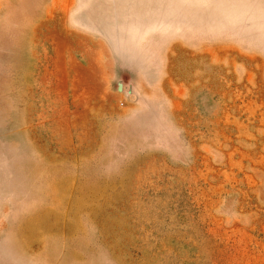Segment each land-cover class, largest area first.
<instances>
[{
    "label": "rangeland",
    "instance_id": "1",
    "mask_svg": "<svg viewBox=\"0 0 264 264\" xmlns=\"http://www.w3.org/2000/svg\"><path fill=\"white\" fill-rule=\"evenodd\" d=\"M51 4L0 0V264H264V0Z\"/></svg>",
    "mask_w": 264,
    "mask_h": 264
},
{
    "label": "crops",
    "instance_id": "2",
    "mask_svg": "<svg viewBox=\"0 0 264 264\" xmlns=\"http://www.w3.org/2000/svg\"><path fill=\"white\" fill-rule=\"evenodd\" d=\"M5 2H9V1H12V0H4ZM50 2L52 3L51 4V7L53 8V3H54V0H50ZM120 67H122V66H120ZM119 67V78L121 79V80H124V79H126V77H128L129 75H127L128 74V71L129 72H133L134 73V71L133 70H131V69H127V68H123V70H121V68ZM126 76V77H125Z\"/></svg>",
    "mask_w": 264,
    "mask_h": 264
}]
</instances>
